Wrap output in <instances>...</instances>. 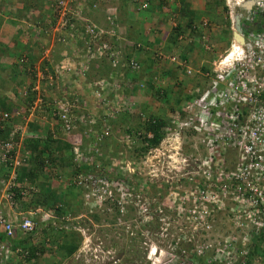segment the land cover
Listing matches in <instances>:
<instances>
[{"label":"built area","instance_id":"1","mask_svg":"<svg viewBox=\"0 0 264 264\" xmlns=\"http://www.w3.org/2000/svg\"><path fill=\"white\" fill-rule=\"evenodd\" d=\"M88 1L42 0L50 20L41 29L28 26L32 30L37 28L34 39L39 41L41 60H48L50 54L54 53L53 44L59 45L60 59L53 67L54 76L61 80L59 83L67 81L69 84L72 80L75 81L66 90H62V94L52 95L49 99L54 105L52 114L60 122L61 133L72 135L71 164L78 167L85 163L92 167V170L86 172L74 169L72 183L83 189L87 204L98 207L111 200L114 211L123 215L128 207L135 209L134 206H143L139 202L140 195L135 193L138 189H134V193L130 192L131 181L117 175L113 161L107 162L110 164L103 163L101 158L104 157V151L99 146L108 133L105 118L119 114L122 109L130 110L133 102L122 99L120 84L110 72L107 77L90 80L85 75L94 61L100 58L108 60L111 72L119 75V70L115 67L121 64L113 42L118 38L113 12L103 15L104 25H99L86 15L87 9L96 7L98 3L94 1L88 4ZM131 1L137 11L146 9L152 0ZM240 3L249 4L248 9L242 7L245 14L237 13L243 25L242 42L233 46L235 41L232 40L229 48L211 63L208 73H205L209 76L206 87L201 90L194 88L193 96L184 100L172 117L177 122V128L185 126L200 133V142L193 145V148L201 146L205 152L198 164V168H204L205 172L200 184L195 179L192 180L195 173L191 171L189 177L176 178L174 181L182 184L188 179L194 183L184 193L177 194L178 205H185L184 211L178 205L174 208L176 214L183 212L193 222L190 237L177 236L171 239L180 246L185 244L184 248L187 250L178 248L173 253H167L152 244L146 253V260L150 264H198L196 261L201 259L204 262L206 259L207 263L215 261L217 264H241L239 261L264 231V26L259 24L257 28L252 27L253 18L264 13V0H225L230 9ZM28 26L20 28L24 30ZM200 37L204 38L205 34ZM231 50L232 57L225 60ZM174 58L173 55L169 57L171 61ZM125 66L130 69L138 68L134 58L128 59ZM185 73L191 74V69L186 67ZM34 77L36 82L31 90L35 92V97L30 108L40 109L46 101L39 91L38 79L46 77L50 84L53 76L35 72ZM136 85L143 87L144 84L141 81ZM72 90L78 94H74ZM110 91L112 94L108 96ZM8 117L7 112L0 113V128ZM142 117L140 115L139 118ZM80 127L81 133L76 132ZM131 130L118 140L126 148H130L141 134L137 130ZM142 134L147 138L152 137L149 130ZM35 135L36 133L20 129L0 140V165L6 170L5 176L0 177V233L3 234L0 238V264L22 262L26 257V248L19 245V241H13L17 237L23 240L27 238L26 242L35 245L37 237L48 236L50 226L74 228L71 221L75 217H70L69 212H64L57 222L53 210L39 205H29L24 209L14 198L15 190L23 199L36 191V187L25 179L18 181L19 169L25 166L30 155L28 149L22 147V139ZM81 136L85 138L81 139ZM143 142L147 144L149 141L146 139ZM107 149L109 152L113 151V148ZM120 150L113 152L120 153ZM225 152H230L229 157L232 154L227 162ZM112 159L115 160L114 157ZM196 160L191 159L194 162ZM123 167L127 168L125 162L118 165L117 169L123 170ZM225 209L232 217L230 233L210 237L206 231L212 226V213L214 210ZM141 211L145 212L147 223L151 212L148 207H143ZM153 212H156L155 209ZM162 212L161 206L157 208V217ZM167 214L169 218L172 217L170 213ZM83 231L77 229L81 233L84 247L87 246L88 238L83 235ZM190 238H194L196 242ZM44 240L47 241V238ZM207 251L210 252L208 256ZM178 256H182L183 260L177 262L175 258ZM111 262L115 264L117 259Z\"/></svg>","mask_w":264,"mask_h":264},{"label":"rangeland","instance_id":"2","mask_svg":"<svg viewBox=\"0 0 264 264\" xmlns=\"http://www.w3.org/2000/svg\"><path fill=\"white\" fill-rule=\"evenodd\" d=\"M103 2L104 1L100 0L99 2H97L98 4H96V7L87 9L86 15L88 19L93 21L94 19L100 20V18H102V16L107 12L116 13L114 2L108 5H101L103 4ZM107 3L110 2L107 1ZM214 3L215 7H213V12L210 14V16L212 17L211 19L215 21V23L221 25L219 29L217 28L218 30L216 29L214 31H216V33L218 31L219 34L220 31H222L221 34L229 32L228 41L220 36L221 43L226 44L223 46H226L228 48L232 32V28L228 18V11L224 7L223 0H216L214 1ZM19 6V3L16 2V4H13L11 0H4L3 4L0 6V13H2L4 17H10V15L11 17H13V26L17 30L21 28L19 27L17 17L13 16L12 14L13 11H17ZM41 8L42 11L39 12V15L42 14V12L47 11L43 3ZM237 10L238 12H243L241 9L237 8ZM27 14L29 16L28 18L33 15L32 13ZM34 14L37 15L36 12ZM41 16L45 17L46 15L42 14ZM164 16L167 17V15ZM42 23H40V25L37 27L41 29V27L44 25ZM150 29L151 28H149V30ZM35 30L37 31V28L32 30V28L28 26L27 30L24 31V34L26 35H19L20 37H17L18 39H20L19 41L22 42V44H20L21 48L20 50H17L15 52V59L12 58L10 62L11 65L9 63L8 68L11 69V67H14V65L19 67V63L24 64V88L28 84L32 86L36 82V77H34L32 74L30 75L27 71L31 65V62L29 63V61H31V59L29 58L30 54H27L29 52V48L34 54L38 50L37 48H39L38 58H40L41 55L40 46H36V48H33V43L31 44L30 40H28L30 37L34 39ZM155 30L160 33L159 29H154V31ZM151 31L154 34L153 28L150 30V32ZM187 36L190 35L187 34ZM237 43L239 44L241 42L236 41L233 43V46L234 44L237 45ZM11 44L15 45V40L11 41ZM157 45L158 46L156 48H154L153 46L151 50L152 53L155 54L158 62L161 61L159 59L164 57V55H166L168 58L172 55L169 54V51H164L160 44ZM53 47L54 49H56L55 44H53ZM157 55H159V57ZM26 58L29 59V61H26ZM164 59L165 58H163V60ZM5 64L6 63L0 64V68H2V70L5 68ZM87 72H89V69L87 70ZM196 75H192L191 78L188 79L193 82L195 81L194 78ZM162 78L163 77H160L159 79L163 81ZM90 79H95V77H89V80ZM45 80V78H39V85L45 82ZM203 82L204 81H202L201 83ZM165 83V85L168 86L167 81H165ZM205 83L206 82L202 84L204 86L203 88L206 87ZM164 88L165 86L163 87V89ZM169 92H171V89H169ZM133 102L135 109V101L133 100ZM179 107L180 103H178L177 105L168 104L167 102H157V104L151 103V111L150 113H147V115L151 116V114H154V117H157L159 118V120L166 123L164 126L161 125L153 131H150V129H148L151 132V138H147L142 134V132L147 131V129L144 130L142 126V123L144 122H140L139 119L133 118V122H131L132 124H128L129 126H131V128L137 127L133 130H137L141 132V134L135 139V142L130 148L124 147L125 144H123L120 148V153H114L113 151H108V145L105 147H103L104 145L102 146V151H104V154H102V156L104 155V157L101 159L103 163L113 161L112 165L113 168L116 167L114 169L117 170V175L120 174V178L124 177L131 181L132 188L130 189V192L134 193V189H138L137 191H135V193L140 195L139 202H141L143 206H134L135 209L128 207L127 211L123 215H119L116 213V211H114L112 205L110 204L111 200L102 203V205L98 207H94L85 202V199L83 197V189L73 186L71 182L66 181L68 183V186L58 188L56 189V191H62L63 195L61 196H63V198L68 201V205H66V209L68 210L67 212L70 213V217H75L73 218L75 220L71 221L74 228L69 227V232H73L76 235L78 234V247L75 250L77 252H75L76 254L71 256L68 260L59 262L60 260L56 258L54 251H52V253L50 254L47 250L49 246L45 245L42 254L39 256V258H37V260L39 261V263L37 264H54L55 262H59V264H112L111 261L116 259V263L118 264H150L149 260H146V253L148 248H150L152 244L155 245L156 248L165 250L167 253H173L178 248L180 250H187L186 248H184L185 244H181L180 246L179 244L171 241V239L177 236H189L192 231L191 226L193 222L189 220L190 218L188 217V215L184 214L183 212H178V214H176L174 208H177L178 205L177 194L184 193L183 191H187L189 186L194 185V183L192 182L193 179H195L199 184L201 182V179H203L202 176L205 175L204 168H198V164L200 163L199 160L203 158L205 152L203 149H201V146L197 147V149L193 148V145H198L200 142V133H197L196 131H190L191 129H188L185 126H180L179 128H177V126L173 122L174 118L172 117ZM118 125L119 124L117 123L114 125V127H112L111 137L113 139L115 138V143H118V140L124 135L118 132L116 134L114 133V129L117 128ZM154 135L158 137V141L156 143H152V138ZM146 139H148L149 141L147 144L143 142ZM109 146L111 148V145ZM228 154H230V152H225L226 162L230 158H232V154L230 155V157ZM58 155L62 156V152L58 153ZM105 155L107 156L105 157ZM55 157H57V153ZM112 157H114L115 160H113ZM61 158H63V156ZM193 158L197 159L196 162L191 161V159ZM61 160L62 164H59V160L54 161L57 166L55 170L64 175L67 170L70 171L72 165L68 166L67 164H65L66 159ZM124 162L127 168L124 169L123 167V170L119 168L117 169V166ZM122 166H124V164H122ZM118 171H120L121 173H118ZM190 171L195 173L192 180L186 179L182 184H180V181L174 182L176 178L181 179L182 177H189L188 174ZM66 178L69 179V176L67 175ZM52 180L54 181L55 178ZM36 183L39 184L40 181H37ZM51 183L52 182H49L48 185H51ZM67 183L65 184L67 185ZM159 205L164 212H162L163 214H160L157 217V208H160ZM178 206L180 208L183 207L181 208L182 210L185 208V205L183 206L180 204ZM226 206L227 205H225V207ZM143 207H148V211L151 212L150 219L147 223L145 222V212L141 211ZM154 209L156 211L155 213L153 212ZM167 213H170L173 219L172 217L169 218ZM212 214V226L209 230L206 231L210 234V237L224 236L229 234L231 231L230 225H232V217L228 215V210H214ZM75 221L76 223H74ZM77 229L84 230L83 235L88 238L87 246L83 247V244L81 243L82 236L80 232H77ZM197 229V232H199L198 227ZM47 235V237H37L36 243L44 242V238L48 239L47 242L45 241L46 243H48V241L50 242L49 238H51V233L49 232V230L47 231ZM190 239L194 240V238ZM259 243V249L257 252H255V255L252 258V264H264V235L261 237ZM156 254L157 252L154 253V255ZM209 254L210 252L207 251L206 256H208ZM175 259L177 262L183 260L182 256H178ZM196 262L198 263V260ZM205 262L207 263L208 261H206L205 259Z\"/></svg>","mask_w":264,"mask_h":264},{"label":"crops","instance_id":"3","mask_svg":"<svg viewBox=\"0 0 264 264\" xmlns=\"http://www.w3.org/2000/svg\"><path fill=\"white\" fill-rule=\"evenodd\" d=\"M11 1L13 2V4H16V2L19 3L20 6L18 7L17 11L19 9H22L21 7L23 1ZM95 1L99 2L100 0ZM101 1H104L101 5H108L112 2L115 3L114 6L116 9V13L113 14L115 16V29L117 30L118 38H116L113 42L115 45V49L118 50V54H121V56L126 54V51L128 49L127 46L130 45L127 44L128 41H131V43H135L136 45V48L131 51L130 55L135 57L136 60H139L142 65V74L136 82L142 81L144 85L143 87L135 86V88L131 91L128 90V93H130L128 97L129 99L135 101V110H133V112L141 111L143 122L149 117L147 113H150L151 111V103L157 104V102H167L168 104H178L185 99L191 98L193 96L192 90L194 88H203L204 86L202 84L209 81V76H206L205 73H208L211 63L216 60L219 55L223 53V51L227 48L226 46H223L226 44H222L220 39L222 37L223 39H226L228 41L229 32L221 34L222 31H220L219 34L217 31L216 33V31L214 30H216L217 28L219 29L221 25L215 23V21L211 19L212 17L210 16V14H207V11L213 12V7H215V0H171L166 2L154 1L148 9L139 11H136L131 7L130 0ZM107 1L110 3H107ZM3 2L4 0H0V6L3 4ZM163 5H166V7L162 8ZM185 5L187 6L186 8L188 9V11H190V15L188 16L181 12ZM17 11H13L12 15L16 16V13H18ZM42 14L46 16L42 17ZM42 14L39 15V22L42 23L43 21L42 24L46 25L50 20L48 12L45 11L42 12ZM164 15H167V17H165ZM32 16L33 15H31L30 17ZM188 18H191L192 24L195 25V28L193 29L194 32L190 33L191 37L187 36V34L189 33V28H184V31L181 34L179 33L177 35L172 32V35L171 31L169 30L170 27L174 26L177 22L184 23ZM260 18H264V16L260 15V17L257 19L258 22L259 20H261ZM94 21H96V19H94ZM13 24L14 20L11 15L10 17H4V15L0 13V64L6 63L5 65L7 67L5 66V68L3 69L4 71L5 69L8 70L9 63L11 62L12 58L16 56L15 52L17 50H20L21 48L20 44H22V42L19 41L20 39H18L20 37L19 35H26L21 30L18 31L13 26ZM149 28H153L154 34L152 33V31L150 32L151 29L149 30ZM154 29H159L160 33H158L156 30L154 31ZM201 34H205V37L201 38ZM174 35L175 37H173ZM127 38H129V40ZM14 40L16 44L12 45L11 41ZM28 40H30L31 44L33 43V48H36V46L39 47L37 41H34L33 38L30 37ZM157 44H160L164 51H169V54L175 56L174 61H171L166 55H164V57L159 59L161 61L158 62L155 54L152 53L151 50L153 46L154 48H156L158 46ZM55 48L56 49H54V53L50 54L49 59H42L43 61L38 58L39 48H37L38 50L35 52V54L32 52V50H30V48L29 50L27 49L29 51L27 54H30L29 58L31 59V61H29V59L27 58L26 61H29V63L31 62L30 68L35 69L36 73L42 72L45 75L51 74L53 76V81H50V84L49 82H47L48 80L45 77V82H43L41 85H38L39 91L46 101V104L44 105L45 109H43V111H40L39 109H31L30 105H28V107L26 108L24 107V99L21 96L22 92L20 93V85L16 87V90H18L16 91V93H14L11 89L0 91L6 98L5 112L9 114L8 119L3 122V126L2 128H0V131L4 130V127L6 125L9 126L7 136L11 134L12 131L20 129L21 131L24 130L25 132L35 133L30 127V125L32 124H35V126L36 124H38L43 128H51V126L55 124L56 121L53 116L50 113H47L50 109L46 110V106L50 102L49 99L52 95L59 96L64 90H66L67 86H71V83L75 82L74 80H72L69 84H67V81L66 83L62 82V84H60L59 81L61 80L57 79V77L54 76L53 67L56 63H58L60 59L58 53L60 47L59 45H57V43H55ZM163 58L165 59L163 60ZM92 65L90 66V70L87 75L88 79L89 77H98L107 73L106 63L103 60L99 62V66ZM186 67L191 69V74L185 73ZM1 71L2 68H0V72ZM1 75L4 74L0 73V76ZM192 75H196L194 78L195 81L193 82L188 79L191 78ZM160 77H163V81L159 79ZM165 81H167L168 86L165 85ZM202 81L204 82L201 83ZM148 84H152V88L148 87ZM164 86L165 88L163 89ZM169 89H171V92H169ZM155 90L165 91V93L162 94L163 96L158 95L159 98H157L156 96L152 95L153 93H151L155 92ZM72 91L74 92V94H78L77 91ZM1 112L4 111H0V113ZM41 112H45L46 115L41 114ZM151 116H154V114H151ZM142 119L139 118L140 122ZM131 122L133 121L131 120L126 123L132 124ZM127 124L124 126H127ZM129 127L131 128V126L128 125V128ZM136 128L137 127L131 129ZM59 132H61L60 129H58V133ZM27 137L28 136L23 137L22 143ZM114 139L111 138L112 141H115ZM121 147L122 145H120V148ZM120 148H118L117 146L116 148H113V151L120 150ZM28 165L29 164L27 162L24 166V169ZM54 166H56L55 162ZM3 172L4 168L0 165V177L2 176ZM23 179L26 180L25 177ZM37 181H40L41 184L36 183ZM41 181H43L45 185H42ZM49 182L50 180H47L46 178L38 180L36 179L34 183H32V185L37 187L36 191H38L42 188V186L47 187ZM263 235L264 231L259 234L253 244L249 247L247 253L251 248L255 246L259 248V241Z\"/></svg>","mask_w":264,"mask_h":264},{"label":"trees","instance_id":"4","mask_svg":"<svg viewBox=\"0 0 264 264\" xmlns=\"http://www.w3.org/2000/svg\"><path fill=\"white\" fill-rule=\"evenodd\" d=\"M94 1L95 0H89L88 4L89 3L92 4V2H94ZM154 1H157V0H152L149 3V5L146 7V9H148L150 7V5L153 4ZM40 2H41V0H23V4L21 7L22 9H19L17 11L18 13H16V17H17L18 22H19V27L26 26V25L27 26L33 25L34 27H37L40 25L39 12L42 11V8H41L42 2L41 3ZM130 4H131V7L135 10L136 7L131 0H130ZM164 7H162V8H164ZM186 7L187 6L185 5L181 12L188 16V15H190V11H188V9ZM224 7H225V5H224ZM142 10H144V9H142ZM26 12L32 13L33 16L28 18V14ZM35 12L37 13L38 16L36 14H34ZM211 13H212L211 11H207V14H211ZM260 19H261V20H259L260 25L264 26V18H260ZM184 28H189V33H188L189 35H190V33L194 32L193 29L195 28V25L192 24L191 18H188L187 21H185L184 23L177 22L174 26H171L169 30L171 31V34H172V32H174L175 35H177L179 33L181 34L184 31ZM18 31H20V29ZM175 35L173 37H175ZM127 39L129 40V38H127ZM34 41H36V39H34ZM37 43L39 45V41H37ZM127 44H130V45L127 46L128 49L126 51V54L123 56H121V54L119 55L120 59H121L120 60V63H121L120 66L118 65L115 67V68H117V70H119L120 75L118 73L111 72L112 69H111L110 63L108 60H106L104 58H100L98 61L95 60L93 65L99 66V62H101L103 60L106 63L107 73L105 75H101V76L107 77V75L110 72L112 76L116 77L118 83L120 84L119 93L122 94V99L125 101L130 100L133 102V100L129 99V97H128L130 94V93H128V90L131 91L135 88V86L137 87L136 81L142 74V65L139 62V60H136L135 57L130 55L131 51L136 48L135 43H131V41H128ZM130 58H134L137 61V64H138L137 69H130L129 67L125 66V63ZM19 64H20L19 67L14 65V67H11V69H8V70L5 69V71L2 70L0 72L1 74H4V75L0 76V91L6 90V89H11L14 93H16V91H18V90H16V87L19 86V84H21L20 85L21 86L20 87V90H21L20 93L22 92L21 96L24 99V107L26 108V107H28V105H30L31 101L34 99L35 92L31 90V86L29 84L25 88L23 87L24 85L22 84V82L24 79V69H23L24 64L23 63H19ZM89 70H90V67H89ZM27 71L30 75L31 74L34 75V73H35V69H33V68H29ZM85 75L87 76L88 72ZM16 78H17V80H16ZM73 78H75V77H73ZM108 80L110 81L112 79H108ZM148 87L152 88V84H148ZM158 92H160V93H158ZM151 93H153L152 94L153 96L158 97V95L163 96L162 94H164L165 91L155 90V92H151ZM111 94H112V91L108 92V96H111ZM5 101H6L5 96L0 92V111L6 110V102ZM172 105H173V103H172ZM175 105H177V103H175ZM46 107H47L46 110L50 109V110H48L47 113H50L56 122H55V124H53L51 126V128H49V127L43 128V127H40V125H38V124H36V126H35V124L30 125V127L33 129V131L36 133V135L27 137L22 143V147L28 149V151L30 153L28 161H27L29 165L25 169H24V166L19 169L18 181H22L23 178L25 177L26 181H28L29 184H32V183H34V181L36 179L38 180V179L46 178L47 180H50V182H52V183H51V185H47V187L42 186V188L38 191H35V192L33 191V192L29 193L28 197L25 199H23L18 194L17 190H15L14 191V198H16V200H18L20 206L24 209L27 208L28 205H39L43 208H49V209L53 210L55 218L58 221L59 217L64 212L68 211L66 209V205H68V201L66 199H64L63 196H61V195H63L62 191L59 190V192H57L56 189L61 188V187L62 188L67 187L68 183L66 181L71 182V184L74 186V184L71 181V175H72L74 169L86 172V171L92 170V167L89 165H86L85 163L79 165L78 167H73V165L71 164L72 163L71 162L72 135H70V134L64 135L61 132L58 133V129H60V127H59L60 122H58L57 116L52 114V110L54 109V105L51 102H49V104ZM133 108H134V102H133V105H132L130 111L126 110V109H122L121 112H119L120 114H114V115H111V116H108L105 118V120H106L105 124L108 126V129H107L108 133L106 134V137L104 138V140L101 143L102 146L104 145L103 147H105L107 145H108V147H110L109 145H111V148H116L117 146H118V148H120V145H122L120 142L114 143V141L111 140V138H112L111 137L112 136V127H114V125L118 123L119 125L117 128L114 129V133L116 134L118 132L121 134H129L130 133L129 131H132V130L130 127L128 128L129 124H127L126 122L133 120V118L139 119V117L141 115V111L140 112L139 111L133 112V110H135ZM43 109H45L44 104L40 107L39 110L43 111ZM45 112L44 113L41 112V114L46 115ZM126 124H127V126H124ZM163 124H166V123L164 121L159 120V118L154 117V116H149L148 120L146 122H144L142 126H143L144 130H146V129L147 130L148 129L154 130ZM81 129H82V127L76 129V132L81 133L80 132ZM8 131H9V126L6 125L4 127V130L0 131L1 132L0 140H4L7 138V132ZM190 131H193V130L191 129ZM84 138L85 137L81 136V139H84ZM157 138L158 137L154 135L152 138V143H156L158 141ZM101 145L99 146L100 149H102ZM55 152L57 153V157H55L56 156ZM60 152H62L63 158H61L62 157L61 155H58V153H60ZM61 159H66L65 164H67L68 166L72 165L70 171L67 170L64 174V175L67 174L69 176V179L66 178L67 175L64 176L60 172H57L55 170L56 166H54L53 162L56 160H59L58 161L59 164H62ZM66 168H68V167H66ZM45 173H46V175H45L46 177L44 175H42ZM5 174H6V170H4L2 176H5ZM102 174L103 173H101V175ZM54 178H55V180L53 181L52 179H54ZM41 182H42V185H45V183L43 181H41ZM65 183H67V185ZM110 203H112V201ZM60 223L64 224V225L67 224V226L69 225V223H64V222H60ZM48 225L50 226V223H48ZM58 225H60V224H58ZM48 230L51 233V238H49L50 242L48 241V243H46L47 241L46 242L44 241V242L36 243L35 245H32V244H29V242L25 241V240H27V238H25L23 240L22 238L19 239V237H17V239L13 240L14 242L19 241L18 244L22 245V246H24V248H26L27 255L22 262H20V261L11 262V263L9 262L7 264H37V263H39L37 258H39V256L42 254L45 245L49 246L47 250L50 254L52 253V251H54L56 258L58 260H60L59 262L68 260L78 247V240H79L78 234L76 235L73 232H69V228L67 229L68 230L67 231L66 228H63V227L58 228L57 226H55V227L50 226V228ZM2 236H3V234L0 233V238H2ZM258 249L259 248L257 246L251 248L249 250V252L244 255L243 259L241 261H239V263L251 264V259L255 255V252L258 251ZM59 262L58 263L55 262L54 264H59ZM198 263L199 264H207L204 261H202V259L199 260ZM115 264H118V263H115ZM186 264H189V263L186 262ZM208 264H217V263L215 261H213V262H210Z\"/></svg>","mask_w":264,"mask_h":264},{"label":"clouds","instance_id":"5","mask_svg":"<svg viewBox=\"0 0 264 264\" xmlns=\"http://www.w3.org/2000/svg\"><path fill=\"white\" fill-rule=\"evenodd\" d=\"M224 1V5H225V8H226V10L228 11V18H229V21H230V25H231V28H232V32H233V25H232V17L236 14L237 16H238V18H239V24H240V32H239V34L241 35V29L243 28V25L241 24V21H240V17H239V15L237 14V13H240V14H245V11H244V9L243 8H246V9H248L249 7V4L247 5V4H242V3H240V4H238V5H234V6H231V9L230 8H228L227 7V5L225 4V0H223ZM165 6V5H164ZM243 7V8H242ZM237 8L238 9H241L243 12H238V10H237ZM260 15H263L264 16V13H259L258 15H256L254 18H253V20H254V22L252 23V27H258V25L260 24L259 22H258V20H257V18H259L260 17ZM259 16V17H258ZM101 20H96V21H102V22H97L99 25H104V18H103V16H102V18H100ZM95 21V22H96ZM20 30H22L23 32L25 31V30H27V28L26 29H20ZM232 35V34H231ZM242 36V35H241ZM242 39H243V37H242ZM232 40H234L233 39V36H232ZM232 40H231V42H232ZM235 42H236V40H234ZM230 42V43H231ZM230 43H229V45H230ZM229 48V47H228ZM228 48H226L225 50H227ZM220 55H223V53L222 54H220ZM219 55V56H220ZM35 72H36V70H35ZM34 76V75H33ZM99 77V76H98ZM98 77H95V78H98ZM100 77H105V76H100ZM207 84V83H206ZM204 89V88H203ZM199 90H201V89H199ZM186 100V99H185ZM183 102V101H182ZM181 102V103H182ZM181 103H180V105H181ZM174 123H175V125L177 124V122L174 120L173 121ZM142 125H143V123H142ZM165 124H163L162 126H164ZM150 131H153V130H150Z\"/></svg>","mask_w":264,"mask_h":264},{"label":"water","instance_id":"6","mask_svg":"<svg viewBox=\"0 0 264 264\" xmlns=\"http://www.w3.org/2000/svg\"><path fill=\"white\" fill-rule=\"evenodd\" d=\"M232 25L234 29L232 32L233 39L236 40L237 42H242L243 40L242 36L239 34L240 32L239 18L236 14L232 17Z\"/></svg>","mask_w":264,"mask_h":264},{"label":"bare ground","instance_id":"7","mask_svg":"<svg viewBox=\"0 0 264 264\" xmlns=\"http://www.w3.org/2000/svg\"><path fill=\"white\" fill-rule=\"evenodd\" d=\"M239 44H240V43H239ZM235 45H236V44H234V46H235ZM232 54H233V51L231 50L230 53L226 56L225 60H226V59H229L230 57H232V56H231Z\"/></svg>","mask_w":264,"mask_h":264}]
</instances>
